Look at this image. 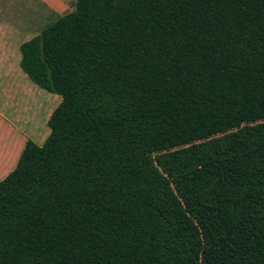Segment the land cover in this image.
<instances>
[{
	"label": "trees",
	"instance_id": "trees-1",
	"mask_svg": "<svg viewBox=\"0 0 264 264\" xmlns=\"http://www.w3.org/2000/svg\"><path fill=\"white\" fill-rule=\"evenodd\" d=\"M19 52L60 101L0 264H264V0H76Z\"/></svg>",
	"mask_w": 264,
	"mask_h": 264
},
{
	"label": "rangeland",
	"instance_id": "rangeland-1",
	"mask_svg": "<svg viewBox=\"0 0 264 264\" xmlns=\"http://www.w3.org/2000/svg\"><path fill=\"white\" fill-rule=\"evenodd\" d=\"M54 1L51 4V0V3L48 0H0V29L12 24L28 30L18 39H8L2 31L0 34L5 44L0 51V160L17 159L27 139L41 144L49 133L47 117L60 101V95L40 88L19 66L17 69L18 44L39 33L57 16L72 10L76 0ZM10 73L15 78L10 77ZM6 174L0 173V179Z\"/></svg>",
	"mask_w": 264,
	"mask_h": 264
},
{
	"label": "crops",
	"instance_id": "crops-1",
	"mask_svg": "<svg viewBox=\"0 0 264 264\" xmlns=\"http://www.w3.org/2000/svg\"><path fill=\"white\" fill-rule=\"evenodd\" d=\"M48 2H50V0H48ZM52 2V3H51ZM51 4H54V0H51ZM3 28V27H2ZM5 29H0V34H1V31L3 32V34L5 33L7 35V38L8 39H18L20 36H22L23 34H25V31H28L26 29H24L23 27H20V26H16V25H12V24H6L4 26ZM35 35V34H34ZM33 36V35H32ZM31 37V36H30ZM30 37L24 39L23 41L29 39ZM22 41V42H23ZM21 43V42H20ZM19 43V44H20ZM19 44H18V50H19ZM4 43H2L1 39H0V51H2V49H4ZM17 58H18V61H17V69L19 70L18 66H19V59L20 57H18V53H17ZM22 71V70H21ZM23 72V71H22ZM24 73V72H23ZM15 75L17 74V72L14 73ZM25 74V73H24ZM26 75V74H25ZM10 77H14L12 75V73H10L9 75ZM15 78V77H14ZM11 79V78H9ZM50 115V114H49ZM49 117V116H48ZM47 117V119H48ZM47 123V121H46ZM26 141V140H25ZM20 152V151H19ZM19 155V154H18ZM17 156V155H16ZM18 158V157H17ZM16 160L17 159H13V158H10V159H4V160H0V173H8L10 170L13 169V167L15 165H13L14 163H16Z\"/></svg>",
	"mask_w": 264,
	"mask_h": 264
}]
</instances>
